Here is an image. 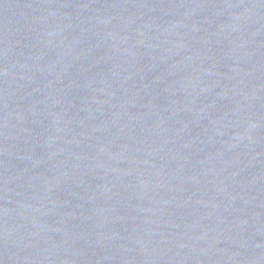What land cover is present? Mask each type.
I'll use <instances>...</instances> for the list:
<instances>
[{"label":"water","instance_id":"95a60500","mask_svg":"<svg viewBox=\"0 0 264 264\" xmlns=\"http://www.w3.org/2000/svg\"><path fill=\"white\" fill-rule=\"evenodd\" d=\"M0 264H264V0H0Z\"/></svg>","mask_w":264,"mask_h":264}]
</instances>
